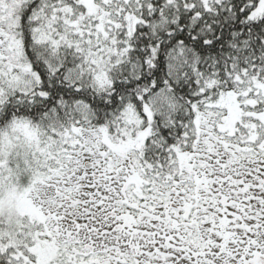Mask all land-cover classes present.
<instances>
[{"label":"snow or ice","instance_id":"snow-or-ice-1","mask_svg":"<svg viewBox=\"0 0 264 264\" xmlns=\"http://www.w3.org/2000/svg\"><path fill=\"white\" fill-rule=\"evenodd\" d=\"M61 95L87 109L37 123L58 200L0 223V264L58 238L67 264H264V0H0V104Z\"/></svg>","mask_w":264,"mask_h":264},{"label":"clouds","instance_id":"clouds-1","mask_svg":"<svg viewBox=\"0 0 264 264\" xmlns=\"http://www.w3.org/2000/svg\"><path fill=\"white\" fill-rule=\"evenodd\" d=\"M44 146V128L30 119L0 126V223H27L32 208L43 207L45 212L54 208L50 202L57 201L58 196L55 187L49 185L55 181L44 179L46 174L36 164L38 149ZM57 242L63 244L59 238Z\"/></svg>","mask_w":264,"mask_h":264},{"label":"trees","instance_id":"trees-1","mask_svg":"<svg viewBox=\"0 0 264 264\" xmlns=\"http://www.w3.org/2000/svg\"><path fill=\"white\" fill-rule=\"evenodd\" d=\"M66 56L67 53L65 52L64 55H61L60 57ZM36 103L39 102H24L11 97L6 98L5 102L0 104V126L7 125L9 122L15 121L17 119L27 118L32 120L34 123H41L44 127L67 128L73 123L83 119L84 112L75 111L73 108L74 105L83 104L84 108L87 109V105L83 100L69 101L67 98L61 95L54 100L53 104L45 105L44 111L37 114V116L40 118L37 120L28 114L32 112L33 108L36 106ZM10 107L14 110L11 112V115L5 119ZM23 109H27V112L22 111ZM93 264H98V262L94 261Z\"/></svg>","mask_w":264,"mask_h":264},{"label":"rangeland","instance_id":"rangeland-1","mask_svg":"<svg viewBox=\"0 0 264 264\" xmlns=\"http://www.w3.org/2000/svg\"><path fill=\"white\" fill-rule=\"evenodd\" d=\"M64 53L63 51L53 53V57H60L64 55ZM199 243L200 242L197 241L194 247L199 246ZM201 251H203V249H201ZM36 255L38 264H59V260L61 259L65 260V264H67V259L71 256V253L68 252L63 244L61 245L57 241L53 243L51 240L40 239L36 246ZM88 260L91 264H93L94 261L98 262V264H107L106 258L102 255H90Z\"/></svg>","mask_w":264,"mask_h":264}]
</instances>
